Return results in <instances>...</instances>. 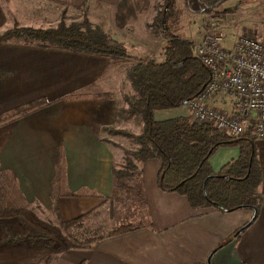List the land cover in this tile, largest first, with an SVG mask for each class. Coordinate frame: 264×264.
<instances>
[{"label": "crops", "instance_id": "crops-1", "mask_svg": "<svg viewBox=\"0 0 264 264\" xmlns=\"http://www.w3.org/2000/svg\"><path fill=\"white\" fill-rule=\"evenodd\" d=\"M18 1L23 5L26 0ZM28 1L95 9L117 8L121 0ZM175 1L186 14L187 0ZM218 9L224 12L219 18L222 42L227 38V28L235 37L233 45L243 34L264 35V0H226ZM10 12L14 13L10 7L6 9V0H0V34L17 24ZM18 25L45 27L31 22ZM200 29L189 27L191 37L183 38L201 40L207 30ZM119 70V63L102 55L19 41L0 43V117L36 101L44 102L40 108L0 124V130L9 128L0 135V177L6 179L0 207L5 209L14 197L15 206L20 208L16 216L0 218L6 223V238L25 235L26 226L17 216H24L34 205L47 213L55 211L65 220L104 207L114 190L115 161L104 128H125L127 122L118 120V108L123 107L124 84L127 79L131 82ZM216 104L227 106L222 101ZM159 114L164 113H156L158 119L162 117ZM255 140L263 173L259 191L264 195V139ZM57 149L63 151L61 171ZM239 156L238 146H224L209 161L218 172ZM161 165L159 158L139 165L149 212L141 228L101 239L89 247L66 241L65 249L54 246V254L46 263L264 264V204L258 213L250 208L231 212L194 208L186 196L159 187ZM254 216L255 220L236 234ZM27 246L29 243L6 244V264H39L38 254L30 253L27 258Z\"/></svg>", "mask_w": 264, "mask_h": 264}, {"label": "trees", "instance_id": "trees-1", "mask_svg": "<svg viewBox=\"0 0 264 264\" xmlns=\"http://www.w3.org/2000/svg\"><path fill=\"white\" fill-rule=\"evenodd\" d=\"M225 1L187 0L186 6L190 11L220 18L224 12L218 8ZM156 6L159 11L152 25L155 33L165 37L167 43L163 47L160 60L141 58L128 70L133 93L125 96L127 108H118V120L139 118L138 122L142 123L141 132L135 134L126 128L105 127V131L109 133L125 134L134 138L137 145L136 150L126 151V163L122 168H118L114 162L112 167L114 190L106 201L112 202L118 197L117 188L129 189L128 182L134 180L132 188L137 189V195L130 204L138 205L136 211L139 209L142 211L143 208L145 215L149 214L139 165L148 159L159 158L162 161L158 175L159 187L164 191L178 192L186 196L192 207L214 208L222 212L250 208L258 213L264 204V195L259 191L263 173L253 129L250 128L245 134L235 138L218 131L213 125L197 124L189 114L160 119L156 117L158 111L186 105L202 91L210 79L209 70L196 55L195 43L177 37L167 27L168 18L175 22L181 11L176 1L162 0ZM149 9L150 0H121L117 6L116 24L119 28H124L130 18L135 17L137 13L146 14ZM10 41L102 55L114 61L130 56L128 45L117 38L111 29L105 24L94 23L87 18L72 23L61 21L58 25L50 27L15 24L0 34V43ZM43 104L44 102L40 100L21 107L1 116L0 123L26 115ZM224 146H238L240 156L215 172L209 159L216 150ZM62 154V149L56 150L57 166L60 171ZM128 179L130 180L127 181ZM15 205L9 203L5 209L0 207V218L17 215L20 208ZM94 211L71 220H65L59 214L58 223L63 233H54L55 236L46 233H27L5 238L3 242L44 243L58 246L59 250L67 248L66 241L76 247H89L101 239L124 234L143 226L144 219L136 223L123 222L106 234L85 238H79L71 232L73 226L81 227L87 222ZM256 216L236 234L245 230Z\"/></svg>", "mask_w": 264, "mask_h": 264}, {"label": "rangeland", "instance_id": "rangeland-1", "mask_svg": "<svg viewBox=\"0 0 264 264\" xmlns=\"http://www.w3.org/2000/svg\"><path fill=\"white\" fill-rule=\"evenodd\" d=\"M161 1L162 0H160V2ZM157 2L158 0H150V9L148 12L146 14L137 13L135 17H132L128 20V23L124 28H119L116 24L115 19L117 8L96 7L94 9L84 7L81 9H72L58 5L56 6L51 3H43V1L40 3H29V1L26 0L22 5L18 0H6V9H9L10 7V9L13 10L14 13L10 12L9 14L12 16V20H15L17 25L25 22H31L32 24L37 23L41 26L50 27L58 25L61 21L72 23L83 21L86 18L94 23L105 24L108 29L112 30L113 34L117 33L115 35L117 38H120L119 36H121V39L125 43L128 42L127 45L130 49V56L122 60L114 61L116 64H120V74L124 77L126 76L127 79L128 70L137 64L141 58L143 60L149 58H157L158 60L161 59V52L164 45L167 43V39L156 34L152 25L154 18L159 11L156 6ZM199 15L200 14L189 12V10L185 14V12L181 10L175 22H173L171 19L169 20L168 18L167 27L169 31L174 33L177 37L183 38L188 36L190 38L191 36L189 35H191V33L188 32L189 27L198 28L201 26L200 30L206 31L208 28V23L211 22V20L215 19L218 20L219 23H222V20L219 18H212L209 16L200 17ZM15 16L18 19H14ZM20 21L22 23H19ZM225 33L227 34V38L224 39L222 45L226 48L232 49L234 46L233 43L235 42V37L229 32L228 28L226 29ZM250 35L256 36L254 33H250ZM192 38H194V36ZM199 41L200 38L197 37L193 40L195 44ZM131 87L132 84L129 83L127 79L122 90V98L119 96L122 100L123 107L127 105L125 96L133 93ZM157 113H164L159 114V116H162L161 118H163V116H166L165 118H169L176 115L189 114L187 105L175 109L158 111ZM138 119L139 118L136 117L127 119V122H124V127L132 133L139 134V132H141L142 123H139ZM6 129L9 128H6V126L3 127L0 130V135H5ZM106 135L107 139L112 143L111 146L114 150L115 156L114 162L118 168H122L126 163V151L136 150V141L134 138L128 137L125 134L109 133L106 131ZM129 180L130 179L127 181ZM134 182V180H130L128 182L130 186L129 189L123 190L117 188L118 197L116 199H114L112 202H110L111 200H107L106 203H108L104 204L103 208L95 209V211L93 210L94 213L89 218V220L81 227L73 226L71 228V232L76 234L79 238L91 237L93 235L106 234L112 230V228L123 222L136 223L142 219H146L148 217V213L145 215L143 208H141L142 211H140V209L136 211L138 205L133 206L130 204V201L134 200V196L137 195V189L132 188ZM5 187L6 179L0 177V192L2 189L5 190ZM14 199L15 198L13 197V201L9 203L13 204L15 202ZM57 214L58 213L55 211L53 213H47V211L40 205H34L33 209L27 211L24 216L19 214L17 217L20 216L18 220H20L26 226L24 231L22 230L25 234L46 233L50 236H55L57 232L63 233L61 226L58 223ZM32 224L35 225L33 226ZM5 238L6 223H3V220H0V264H6V243L3 242V239ZM27 247V258L29 257L30 253L36 255L38 254L39 256H37L39 259H41V261H39V259L37 260V263L39 264H47L46 261L51 257V254H54L55 251L54 246L44 243L29 244Z\"/></svg>", "mask_w": 264, "mask_h": 264}, {"label": "built area", "instance_id": "built-area-1", "mask_svg": "<svg viewBox=\"0 0 264 264\" xmlns=\"http://www.w3.org/2000/svg\"><path fill=\"white\" fill-rule=\"evenodd\" d=\"M219 28L218 20H211L207 33L195 44L210 79L187 102L189 115L197 124L213 125L235 138L251 128L264 139V35L243 34L229 49L222 45Z\"/></svg>", "mask_w": 264, "mask_h": 264}]
</instances>
